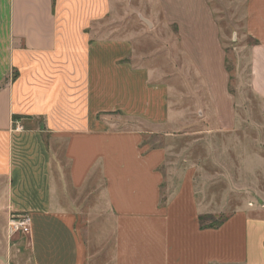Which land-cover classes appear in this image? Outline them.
Returning a JSON list of instances; mask_svg holds the SVG:
<instances>
[{
	"label": "crops",
	"instance_id": "crops-1",
	"mask_svg": "<svg viewBox=\"0 0 264 264\" xmlns=\"http://www.w3.org/2000/svg\"><path fill=\"white\" fill-rule=\"evenodd\" d=\"M146 2L221 116L231 95L209 1ZM240 2L253 41L248 87L264 102V0ZM110 15V0H0V209L5 220L31 218L30 233L8 254L16 264H92L91 224L74 202L63 206L59 189L83 192L99 171L106 214L90 239L110 250L105 264H264L257 208L201 229L191 178L184 174L161 203L165 150L145 145L141 130H114L108 118L117 114L166 133L186 112L173 106L174 88L160 70L133 63L129 39L97 36ZM56 143L67 163L64 185L53 176L63 171L54 167Z\"/></svg>",
	"mask_w": 264,
	"mask_h": 264
},
{
	"label": "rangeland",
	"instance_id": "rangeland-1",
	"mask_svg": "<svg viewBox=\"0 0 264 264\" xmlns=\"http://www.w3.org/2000/svg\"><path fill=\"white\" fill-rule=\"evenodd\" d=\"M146 1L110 0L111 15L99 26L101 33L97 36L112 34L113 39H129L133 63L146 62L160 70L174 88L173 106L186 112V116L179 127L166 133L117 114L108 120L112 121L114 130H141L145 145L165 150V160L159 168L163 175L161 203L186 174L191 178L198 217H204V227L228 219L243 207L257 208V214L264 217V102L248 87V48L253 41L244 33L242 3L208 0L220 28L231 95L230 108L218 116L217 108L206 101L201 85L186 69L172 32L163 25L161 16L158 18L154 6ZM62 148V143L54 147L59 161L54 167H63L62 174L53 171L58 185L67 176ZM88 185L79 193L69 187L59 189L63 191L59 197L67 209H73L67 200L74 202L83 221L91 224L87 231L88 250L90 254H98L92 264H105L110 250L102 253L104 245L97 247L90 239L101 223V216L106 214L99 171L93 174ZM26 236L11 230V215L5 220L0 209V247H4V251L0 250V264H16L8 253L14 255L16 243Z\"/></svg>",
	"mask_w": 264,
	"mask_h": 264
},
{
	"label": "built area",
	"instance_id": "built-area-1",
	"mask_svg": "<svg viewBox=\"0 0 264 264\" xmlns=\"http://www.w3.org/2000/svg\"><path fill=\"white\" fill-rule=\"evenodd\" d=\"M31 229V218L25 213L11 215V230L15 233L28 235Z\"/></svg>",
	"mask_w": 264,
	"mask_h": 264
},
{
	"label": "trees",
	"instance_id": "trees-1",
	"mask_svg": "<svg viewBox=\"0 0 264 264\" xmlns=\"http://www.w3.org/2000/svg\"><path fill=\"white\" fill-rule=\"evenodd\" d=\"M20 118H22V117H20V116H12V119L15 121V120H17V119H20ZM198 220H199V226H200V228L201 229H207V228H210V229H215V228H218L225 220H222L221 222H219L218 224H216V225H213V226H207V227H204L203 226V223H204V217H202V216H200V217H198Z\"/></svg>",
	"mask_w": 264,
	"mask_h": 264
}]
</instances>
